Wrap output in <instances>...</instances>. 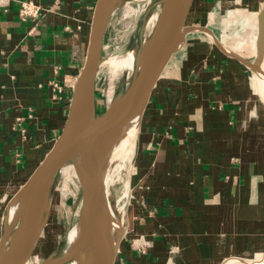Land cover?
Here are the masks:
<instances>
[{
  "label": "crops",
  "instance_id": "1",
  "mask_svg": "<svg viewBox=\"0 0 264 264\" xmlns=\"http://www.w3.org/2000/svg\"><path fill=\"white\" fill-rule=\"evenodd\" d=\"M24 1L40 6L36 21L19 19ZM206 1L196 0V22ZM263 1L243 3L253 15L244 12L246 36L221 43L232 56L201 33L207 40L188 41L152 93L134 159L138 196L114 264H264V97L244 59L257 53ZM96 2L0 0V220L65 126ZM232 7L215 0L209 17ZM227 23L233 31L238 21ZM215 24L205 29L217 37L225 25Z\"/></svg>",
  "mask_w": 264,
  "mask_h": 264
},
{
  "label": "water",
  "instance_id": "2",
  "mask_svg": "<svg viewBox=\"0 0 264 264\" xmlns=\"http://www.w3.org/2000/svg\"><path fill=\"white\" fill-rule=\"evenodd\" d=\"M123 0H97L85 63L73 89L68 118L53 147L31 174L25 184L8 202L0 226V264H11L18 243L23 236V225L43 206L49 198L58 176L67 167L74 165L80 150L94 135L99 143L86 166V175L78 180L81 189V208L77 225L80 228L81 246L88 264H103L92 243L93 220L90 208V192L98 182L111 156L125 118L134 109L142 114L155 88L188 49L187 31L184 21L195 6L196 0H164L161 13L149 37L136 50L135 68L127 86L109 105L101 110L96 98V80L101 64L105 40L111 18ZM205 32L226 54L219 39L207 29ZM163 37L167 38L175 57L157 62L152 68H145L151 54ZM232 56V55H230ZM258 73L264 76V1L258 14L257 53L254 59ZM140 125V123H139ZM115 247V258L125 234ZM115 258L109 264H114ZM18 264H24L21 261Z\"/></svg>",
  "mask_w": 264,
  "mask_h": 264
},
{
  "label": "rangeland",
  "instance_id": "3",
  "mask_svg": "<svg viewBox=\"0 0 264 264\" xmlns=\"http://www.w3.org/2000/svg\"><path fill=\"white\" fill-rule=\"evenodd\" d=\"M163 1L164 0H123L121 2L119 7L115 10V13L110 21L102 57L103 62L105 60L111 59V57H124L132 51L137 50L141 46V44L149 37L151 31L154 28V25L162 10ZM229 1H231L233 5L232 8H229V12L227 13L226 9H222L219 12L217 11L218 13L216 12V15L213 17H211V14L209 17L208 13L211 11L215 0L206 1L204 7H206V5L209 7L200 16L199 22H196L197 19L196 15L194 14L195 11L191 10L193 13L190 12L188 14V19H186L184 23L185 29H189L191 26H198L200 29L204 30L206 27H208V24H212L213 26L215 23H218V25L225 23V27L223 26L224 32L221 31L222 33H220L225 36V45L227 44L226 46L228 47L230 45L228 42H231L230 40H233V42H238L237 36H246V27H244L245 21L243 19L245 17L244 12L246 11V16L252 14V11L248 8H245L244 11L243 3H249L250 1L253 2L254 0ZM251 18H253L251 21L254 22L255 18ZM233 20H237L238 24L235 25V29H233V31L232 29H228L227 31L226 25H229L227 22ZM203 38L206 39V36L201 35L194 37L193 35V37L188 38V41L194 43V45H199L200 42H202L201 39ZM232 45L233 44L231 43L230 46ZM241 50L245 52L247 48L243 47ZM229 51L231 50L229 49ZM255 56L256 55L251 54V56H245L247 59H244L254 61ZM131 74L132 73H130V77ZM126 78L127 76L125 73L113 74L110 70V66L107 63L102 64L96 80V98L101 110L105 109L109 105V97H113L114 99V96H117V93H121L124 90ZM261 105L263 108H260V110L263 112L264 103L261 102ZM117 171L113 175L115 180L111 189L113 197L109 196V205L111 209H114L112 211L116 212L119 223L124 224L125 227L126 214L128 213V210L133 208L135 200L138 196V192L134 188V186H136V182L133 181L135 178L134 161L131 164H126L119 173H117ZM66 181V173H61L51 190V197L48 206L49 209L45 214L42 228L39 232L35 248L30 258L32 264H47L51 256L61 250L69 231L73 227L77 226L81 208V189L78 179L74 178V181H68V184H66ZM10 200L11 198L4 203L6 204L5 208ZM117 200L118 206L123 207L125 210L123 215L121 210L118 211L117 209Z\"/></svg>",
  "mask_w": 264,
  "mask_h": 264
},
{
  "label": "bare ground",
  "instance_id": "4",
  "mask_svg": "<svg viewBox=\"0 0 264 264\" xmlns=\"http://www.w3.org/2000/svg\"><path fill=\"white\" fill-rule=\"evenodd\" d=\"M215 30L217 29L215 28ZM186 31L187 35L190 33H196V36H201V33H203L207 36L205 30L200 29L198 26H191L189 29H186ZM256 37L257 30L255 31L253 37L255 47ZM217 38L221 43L225 42L224 35L218 34ZM166 40L167 38L163 37L162 41L149 57L147 63L145 64V68L150 69L157 62L167 58L171 47ZM240 47L241 46L239 45L235 46L234 51L241 49ZM135 62L136 50L132 51L124 57H111V59L105 60L104 62H102V64L107 63L110 66V70L113 74L125 73L127 78L125 79L124 86L126 87L130 79V73H132L135 68ZM247 64L253 71L256 72L258 83L264 97V82L262 76L258 73L259 71L255 61H248ZM109 100H113V97H109ZM140 117V112L136 109H134L130 114L127 115L123 125L120 128L117 144L107 163L105 164L100 179L94 185L90 192L89 202L93 220L92 243L103 264H109L111 260L115 258V247L120 241V235L123 230V224L119 223L116 212L112 211L114 209H111L109 205V196L113 197L111 191L113 183L115 181L113 175L117 170V173H119L126 164H131L134 161ZM98 143L99 135L90 137L86 144L83 146L82 150H80L74 165L67 167L64 170V172L66 173V184H68V181L73 182L74 178L79 180L86 175V166L91 156L94 154L96 148L98 147ZM50 197L51 196H49L43 206L23 225V236L18 243V247L16 249L15 255L12 258L11 264H18L21 261H23L24 264H32L30 258L35 248L39 232L42 228L45 214L49 209L48 206ZM116 205L118 211L121 210L123 215L125 213V210L123 209V207L118 206V200L116 201ZM80 233L81 231L78 225L73 227L67 234L61 250L58 253L53 254L47 264H88L87 258L81 246Z\"/></svg>",
  "mask_w": 264,
  "mask_h": 264
},
{
  "label": "built area",
  "instance_id": "5",
  "mask_svg": "<svg viewBox=\"0 0 264 264\" xmlns=\"http://www.w3.org/2000/svg\"><path fill=\"white\" fill-rule=\"evenodd\" d=\"M40 12V6L31 1H24L18 9V16L21 21H36L40 16ZM51 84L55 92H62V86L58 82H52Z\"/></svg>",
  "mask_w": 264,
  "mask_h": 264
}]
</instances>
